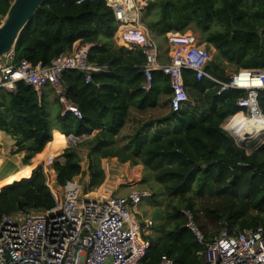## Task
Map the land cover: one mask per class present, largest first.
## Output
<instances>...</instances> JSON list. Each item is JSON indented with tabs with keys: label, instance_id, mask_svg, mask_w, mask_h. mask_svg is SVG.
<instances>
[{
	"label": "trees",
	"instance_id": "1",
	"mask_svg": "<svg viewBox=\"0 0 264 264\" xmlns=\"http://www.w3.org/2000/svg\"><path fill=\"white\" fill-rule=\"evenodd\" d=\"M12 1L0 0V22ZM143 23L159 50L166 34L190 31L215 51L206 72L220 82H229L240 69H264V0H149ZM117 26L106 0H46L20 34L15 62L24 59L49 67L78 42L90 46L88 63L101 70L88 72L89 82L85 71L65 70L61 75L65 98L81 119L61 114L49 86L40 95L24 82H16L12 91L0 88V132L15 142L11 155L23 153L22 164L30 166L52 142L54 130L75 137L98 130L84 141L90 150L86 171L72 149L64 150L62 161H53L56 186L87 173L88 188L99 187L105 179L101 159L142 165L163 186L162 196L169 203L159 232L143 236L149 248L141 264H158L162 255L173 264H201L203 248L185 227L183 211H191L197 221L194 212L211 199L203 217L227 225L231 234L264 227V145L251 143L247 154L222 128L241 111L237 102L246 92L220 93L218 83L197 80L192 71L183 70L187 102L172 111L168 78L153 72L151 90L142 89L144 55L114 44ZM257 103L264 115V90L258 92ZM55 207L42 169L0 189V217Z\"/></svg>",
	"mask_w": 264,
	"mask_h": 264
},
{
	"label": "built area",
	"instance_id": "2",
	"mask_svg": "<svg viewBox=\"0 0 264 264\" xmlns=\"http://www.w3.org/2000/svg\"><path fill=\"white\" fill-rule=\"evenodd\" d=\"M148 1L106 0L117 21L116 38L126 49L138 50L144 55L142 89L150 91L152 73L161 72L169 81L171 110L178 111L187 102L182 72L189 70L197 80L206 78L218 83L220 93L228 89L246 92L245 98L237 102L241 109L238 113L247 120L264 121L257 103L258 92L264 90V69H240L229 82H220L206 72L212 59L211 51L191 32L166 34L170 50L164 60L154 37L142 23ZM89 48V45L76 44L49 67L32 66L24 59L15 62L12 50L0 59V88L12 91L16 82H24L40 95L42 88L49 86L61 104V114L71 113L81 119L80 111L65 98L61 75L65 70L85 71V81L89 82L88 72L99 70L88 63ZM239 84L246 86L239 87ZM229 122L227 119L223 129L235 144L242 140L248 146L254 143L258 147L264 142L258 138L264 135V129L254 127L250 135L239 139L227 128ZM42 170L56 207L49 211L24 209L16 214L1 215L0 264H141L149 248V241L143 236L150 235L152 221L137 220V216L141 204L151 198L149 191L132 189L126 195H116L102 194L98 190L92 197L75 178L58 190L49 180L46 169ZM183 214L185 227L203 248L201 264H264V227L231 234L223 224L217 235L209 238L191 211H183ZM158 264H173V260L162 255Z\"/></svg>",
	"mask_w": 264,
	"mask_h": 264
},
{
	"label": "rangeland",
	"instance_id": "3",
	"mask_svg": "<svg viewBox=\"0 0 264 264\" xmlns=\"http://www.w3.org/2000/svg\"><path fill=\"white\" fill-rule=\"evenodd\" d=\"M143 16L145 18V12H144ZM187 32H190V31H187ZM187 32H185V33H187ZM160 41L162 42V49H160V53L164 58H167V53L170 49V46H169L167 40H165V42H164V40L161 39ZM156 43H158V42L156 41ZM167 47H168V51H166ZM236 73L233 72V75ZM55 108L57 109L58 106H55ZM225 123H226V120L223 124V128L225 127ZM258 138L260 140L264 139V135H260V137H258ZM70 142L68 141L66 143V146ZM0 143H3L2 140H0ZM52 145L53 144H51L47 148V151L49 153L52 150L51 149ZM64 149H66V147H64ZM84 149H85V153L80 154L82 157V160L85 159L86 153H87L89 148L86 147ZM60 150H61V147L59 148L58 151H60ZM0 153H1V151H0ZM53 154H54L53 156L61 155V154L58 155V152H53ZM110 160L108 162H106L104 165L105 170H107V172L111 175L110 180L111 179L115 180L120 185V187L124 188V189H126V186H130V187H128L129 188L128 191H130L131 189H138V190H147L151 193V198L147 201H144L141 204V206L139 208L140 213L137 216V220L149 219L150 221H152L153 230L150 233L153 234V232H154L156 234L157 232H159V230L161 229V227L164 224L163 217H164V213L166 212L167 205L169 203V200L162 196V187L163 186L154 180L153 173L151 171L144 169V167L140 164H139L140 166H138V165L131 166L130 164L128 165V164H119V163H109V162H111ZM60 161H62V159H60ZM1 163H2V166H0L1 167L0 168V176H4V175L11 173L13 171L12 169H9V167H8V164H11V162H7L6 164H3V161L1 159ZM37 165H39V164H37ZM51 165H52V162L48 164V170H52ZM80 165L82 168L84 167L82 170L86 171V169H87V168H85L86 163L84 165H82V163H80ZM31 166L35 168L36 165L32 162ZM50 166H51V168H50ZM82 174H84V173H82ZM75 179L80 182L81 186L83 187L84 192L91 194V196H92V194L97 193L98 190H100L102 187H103V190L106 189V185H104L105 184L104 182L102 183V185H100L97 188H90L89 189L88 188V175H87V173H85V175L78 176ZM2 187L3 186H0V189ZM57 189L59 190L58 186H57ZM103 192L104 191H102L101 193L104 194ZM201 201H203V200L201 199ZM201 201H200V203H201ZM213 203L215 205H217V204H219V201H215V202L213 201ZM210 204H211V199H206L201 204L200 208L198 206L199 209L197 208L198 210L196 209V212H194V213H195V215H197V221L200 222L202 227H203L202 230L205 233V236L215 237L217 235L219 229H220L219 223L211 221L208 218L205 219L203 217V215H204L203 207L210 205Z\"/></svg>",
	"mask_w": 264,
	"mask_h": 264
},
{
	"label": "crops",
	"instance_id": "4",
	"mask_svg": "<svg viewBox=\"0 0 264 264\" xmlns=\"http://www.w3.org/2000/svg\"><path fill=\"white\" fill-rule=\"evenodd\" d=\"M143 20H144V17H142V23H143ZM113 41H114V44L117 47L125 48L123 46V44L116 38V33L114 35ZM76 44H79V43L78 42L75 43L74 46ZM127 50L133 51L134 49H129L128 48ZM209 50L211 51L212 55L215 54V51L212 48H210ZM162 58L164 60L167 59V58H164L163 56H162ZM99 70H101V69H99ZM230 117H232V116H230ZM230 117H228L227 119L230 120L231 119ZM234 120H237V119L234 118L233 120H231L229 122L230 125L237 124V122H234ZM242 120L246 121V122H249L246 119H242ZM223 124H222V128H223ZM238 126H241V125H238ZM239 131H240V127H239ZM97 133H98V130H94V131H92V133L90 135L84 134V135L81 136L80 139H78L77 141L73 140L66 146V143L68 142V141H66L67 136H64V135L60 134V132L54 130L53 131V140H52V142L47 144V146H45V149L40 154L35 155V157L31 160V163L33 162L36 166H38L37 164L43 165L44 169H46V174H48L49 180H51L52 182L55 183V178H56L55 171L53 170V168H52V170H48V164L50 163L51 160L52 161L59 160V157L57 155L53 156L54 155L53 152H58V155H59V154H62L64 152V150H65L64 147H66V149H72L74 152H76L79 155V157L81 159L80 163H82V165H84L86 163L85 168H87V166H88L87 153L90 150L89 149H88V151L86 150L87 151L86 157L83 160H82V157H81L80 154L85 153V149L84 148H86V147L89 148V146L87 144H84V141H90ZM0 134H1L0 135L1 136V140L3 142V143H0V151H1V153H0V166H2V163H1V159H2L3 164H6L7 162H11V164H8V167H9V169L13 170L11 173H8V174H6L4 176H0V186H6V185L12 183L13 181H16V180H19V179H22V178L30 177L31 176V172L33 171L34 167H32L31 165L30 166H24L22 164V158L24 156L23 153L16 154V155H11V151L15 149L14 140L10 136H8V135H6V134H4L2 132H0ZM51 144H53L52 148H51L52 150L49 153L47 151V148ZM60 147H61V150L58 151ZM245 150H246L247 154H249L251 152L252 148H250L248 145H246ZM109 160L111 161L109 163H118L115 158H106V159H101V161H100L101 167H102V169L104 171V175H105V180H104L105 184L104 185H106V192H108V193L111 192V193H114L116 195H126V194H128L132 190L131 189L130 191H128L129 190L128 187H130V186H126V189H124V188H121L120 185L115 180H112V179L110 180L111 175L105 170V167H104L105 163L108 162ZM125 164L129 165V163H125ZM138 166H140V165H138Z\"/></svg>",
	"mask_w": 264,
	"mask_h": 264
},
{
	"label": "water",
	"instance_id": "5",
	"mask_svg": "<svg viewBox=\"0 0 264 264\" xmlns=\"http://www.w3.org/2000/svg\"><path fill=\"white\" fill-rule=\"evenodd\" d=\"M46 0H13L6 15L0 22V59L14 50L18 38L26 25L30 23ZM246 137V136H245ZM67 140L77 141L81 137L73 135L67 136ZM71 138V139H70ZM238 147L245 149L246 144L241 140L236 144ZM264 142H261L258 148H261ZM63 154V153H62ZM59 155V160L62 159ZM43 165L36 166L32 172L42 169ZM31 172V174H32ZM4 187V186H3Z\"/></svg>",
	"mask_w": 264,
	"mask_h": 264
},
{
	"label": "bare ground",
	"instance_id": "6",
	"mask_svg": "<svg viewBox=\"0 0 264 264\" xmlns=\"http://www.w3.org/2000/svg\"><path fill=\"white\" fill-rule=\"evenodd\" d=\"M243 78V77H241ZM255 83V82H254ZM251 85V84H249ZM246 85L244 84H239V87H245ZM255 86V84H254ZM235 116H238L240 120H234V122H237L238 125H241V126H238L237 124L235 125H229L227 126V128H230L232 129L233 133L239 138V139H245V136H248L251 134V129L254 128V127H258L259 129H264V121L261 120V119H255V120H247L249 122H246V121H243L241 119H243L244 117L242 116L241 113H238L237 115ZM231 120V119H230ZM239 127H240V131H239ZM240 132V133H239ZM68 138H66V141H69L67 140ZM71 139V138H70ZM107 171V170H106ZM2 183V182H1ZM107 183V182H106ZM100 192L104 191L105 194H107L106 192V189L103 190V187L99 190ZM96 194V193H95ZM95 194H92V196H95Z\"/></svg>",
	"mask_w": 264,
	"mask_h": 264
}]
</instances>
